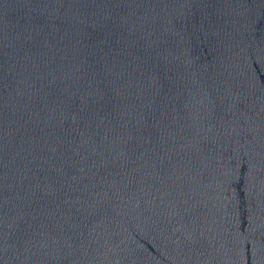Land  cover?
I'll return each instance as SVG.
<instances>
[{"label":"water","instance_id":"obj_1","mask_svg":"<svg viewBox=\"0 0 264 264\" xmlns=\"http://www.w3.org/2000/svg\"><path fill=\"white\" fill-rule=\"evenodd\" d=\"M0 264H264V0H0Z\"/></svg>","mask_w":264,"mask_h":264}]
</instances>
